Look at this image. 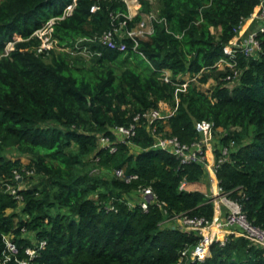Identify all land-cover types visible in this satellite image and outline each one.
I'll list each match as a JSON object with an SVG mask.
<instances>
[{"label": "trees", "instance_id": "1", "mask_svg": "<svg viewBox=\"0 0 264 264\" xmlns=\"http://www.w3.org/2000/svg\"><path fill=\"white\" fill-rule=\"evenodd\" d=\"M139 1V11L157 14L152 33L135 48L127 40L124 51L87 43L101 50L87 58L68 48L122 20L133 27L140 12L129 20L123 0H75L52 24L56 41L38 52L33 32L72 0H0V264H264V247L233 233L193 259L200 235L171 217L212 218L205 167L154 147L142 118L130 143L114 134L163 102L172 113L159 130L167 127L181 142L198 139L196 121H212L224 130L214 137V159L228 149L216 168L219 186L264 228V34L256 58L236 54V77L229 66H214L228 59L224 46L258 0H156L155 8ZM164 69L170 82L161 78ZM209 78L214 85L203 90ZM99 135L114 152L100 147ZM119 167L138 179L116 178ZM147 186L165 213L155 203L143 209L130 202Z\"/></svg>", "mask_w": 264, "mask_h": 264}, {"label": "built area", "instance_id": "2", "mask_svg": "<svg viewBox=\"0 0 264 264\" xmlns=\"http://www.w3.org/2000/svg\"><path fill=\"white\" fill-rule=\"evenodd\" d=\"M127 4L128 13L126 15L127 19H131L135 14L140 12L141 18L134 23L133 27H128L125 21L122 20L117 24H112L107 30H104L98 35L91 37L79 38L73 45L72 48H68V51L72 53H80L87 58L92 56H98L101 54V50L96 47H91L87 43H99V45L118 49L121 51L126 50L127 40L133 41V47L137 46L138 38L148 36L153 31V22L157 21V14L152 12H141L139 11V0H135V11L130 13L128 7L129 0H123ZM75 0L68 3L62 12L60 17L50 18L42 27L36 29L33 32L39 40L40 44L37 48L38 52H43L49 49L56 39L52 36V24L55 19L62 18L69 15L74 7ZM99 9L98 4H93L91 11H96ZM113 17V15H111ZM117 17V15H114ZM264 34V0H258V4L249 14V16L240 20L237 28L235 29V36L232 40L224 46V53L227 54L228 59L220 58L215 64L218 68H224L229 66L234 69L236 65V54H242L246 57L256 58L262 51L263 46L260 41V35ZM13 43L9 42L7 44L6 50L12 49ZM233 76H237V69H234ZM161 78L165 82H170V73L168 70L164 69L161 73ZM227 78H230L228 76ZM185 85V83H184ZM182 84V86H184ZM142 118L147 124V130L153 137V146L161 149L167 153L174 155L181 164L197 163L205 167L207 172L209 182L212 186L213 180L214 185L211 187V193L208 196L212 197L214 214L212 218L206 219L203 216L188 215L186 213L174 214L171 219L175 218L180 226L187 227L198 232L200 238L198 243L191 249V257L193 259L202 260L209 251L210 245L214 241H219L223 244L228 234L241 235L247 238L249 241L257 243L264 247V228L258 227L250 223L245 214L242 211L241 204L236 200H232L225 193L222 192L217 177L216 168L219 162H222L227 155V147L221 149L222 156L216 161L213 156L210 162L207 157V148H211L210 143L212 140V133L214 131H219V133H224L222 128H216L214 123L210 120L202 119L195 122V130L198 132L199 137L191 141L190 143L181 142L176 136L169 133L167 127H163L159 130L158 122L162 121L165 123V117L161 113L160 109H149L142 114H138L133 118V123L129 126H117L114 129V134L116 139L123 143H130V138L134 136L136 129V122ZM213 131V132H212ZM98 144L100 147L107 148L110 152H114L116 147L110 138L106 135L98 136ZM214 146L213 143L211 144ZM214 150V148H212ZM113 175L129 183L133 180L138 179V175L135 173H128L124 168H114L112 170ZM213 176H211V174ZM15 178L20 179L18 174H15ZM184 183H182L183 185ZM8 189L10 187L8 186ZM14 197L19 198L18 194L15 193L14 189H10ZM137 194L139 195L138 203L141 208L147 209L150 203H155L160 209L166 212L163 201H158L154 192L150 186L139 187L137 189ZM219 213L218 216L215 214ZM7 250L11 253L16 251L14 244L5 239ZM44 242H41L40 246H43ZM26 253L32 256L35 253L34 249H26ZM187 253L186 249L181 252V257L185 256ZM25 264V262H22Z\"/></svg>", "mask_w": 264, "mask_h": 264}, {"label": "rangeland", "instance_id": "3", "mask_svg": "<svg viewBox=\"0 0 264 264\" xmlns=\"http://www.w3.org/2000/svg\"><path fill=\"white\" fill-rule=\"evenodd\" d=\"M149 1V3H151L153 6H154V8H155V2H156V0H148ZM140 2V1H139ZM135 3H136V1L135 0H129L128 1V7H129V9H130V13H132V12H134L135 11ZM149 12H152L153 14L155 13L156 14V12L154 11V10H152V11H149ZM186 82L187 81H189L190 80V74H188V73H185L184 75H183V77H182ZM214 81L211 79V78H209L205 83H202V85H201V87H202V89L203 90H208L209 88H211L213 85H214V83H213ZM184 85V84H183ZM185 86V85H184ZM159 109H160V111H161V113L163 114V116L166 118L169 114H171L172 113V110L170 109V107L168 106V104L167 103H165V102H163V103H160V106H159ZM165 120V119H164ZM213 132V131H212ZM220 133H219V131H214V133H212V140L214 139V137H216V136H218ZM210 143V146H211V148H207V153L209 154V151H210V154H211V152H213V150H212V148H214V146L212 147V145H211V142H209ZM12 156V157H14L13 156V154H11V153H8L7 154V156ZM213 156H214V153H213ZM20 159H21V161L23 162V163H27L28 161H29V159L28 158H26V157H20ZM212 161V160H211ZM210 161V162H211ZM211 174V176H213L212 175V173H210ZM20 180V179H19ZM214 183H215V181L213 180V183H212V186L214 185ZM209 186L210 187H212L211 186V184H209ZM212 191V190H211ZM131 197V199H130V202L131 203H133V202H137L138 200H139V195L137 194H134L133 193V195L132 196H130ZM173 221H175L178 225H180V223L179 222H177L176 220H175V218H173L172 219Z\"/></svg>", "mask_w": 264, "mask_h": 264}, {"label": "crops", "instance_id": "4", "mask_svg": "<svg viewBox=\"0 0 264 264\" xmlns=\"http://www.w3.org/2000/svg\"><path fill=\"white\" fill-rule=\"evenodd\" d=\"M213 142H214V139L211 140V144H212ZM208 149H209V148H208ZM207 157H208V160H209V161L212 160L213 156L210 154V151H209V154L207 153ZM209 184H210V182H209ZM211 190H212V188L210 187L208 193H211ZM211 194H213V196L215 195V193H213V192H212ZM219 214H220V212H219V213L216 212L215 216H218Z\"/></svg>", "mask_w": 264, "mask_h": 264}]
</instances>
